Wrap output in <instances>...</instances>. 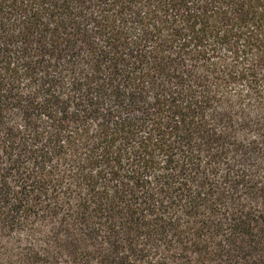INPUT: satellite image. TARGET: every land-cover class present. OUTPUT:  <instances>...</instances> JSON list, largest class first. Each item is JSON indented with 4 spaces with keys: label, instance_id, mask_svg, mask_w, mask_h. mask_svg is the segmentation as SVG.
I'll list each match as a JSON object with an SVG mask.
<instances>
[{
    "label": "trees",
    "instance_id": "1",
    "mask_svg": "<svg viewBox=\"0 0 264 264\" xmlns=\"http://www.w3.org/2000/svg\"><path fill=\"white\" fill-rule=\"evenodd\" d=\"M0 264H264V0H0Z\"/></svg>",
    "mask_w": 264,
    "mask_h": 264
}]
</instances>
